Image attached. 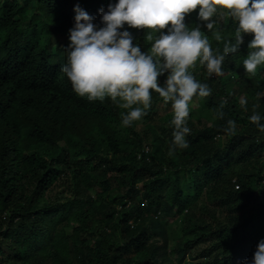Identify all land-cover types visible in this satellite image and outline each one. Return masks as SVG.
<instances>
[{
	"label": "trees",
	"instance_id": "obj_1",
	"mask_svg": "<svg viewBox=\"0 0 264 264\" xmlns=\"http://www.w3.org/2000/svg\"><path fill=\"white\" fill-rule=\"evenodd\" d=\"M109 2L0 0V264L250 261L264 237V133L248 120L264 115V65L254 75L241 67L251 34L225 55L222 75L199 60L189 69L211 94L193 97L189 146L169 155L170 103L150 90L146 115L121 126L126 110L77 95L60 71L74 5L99 25ZM217 7L214 28L201 31L223 54L236 25ZM184 22L200 23L195 10ZM128 30L150 51L151 30ZM228 119L234 135L223 132Z\"/></svg>",
	"mask_w": 264,
	"mask_h": 264
},
{
	"label": "clouds",
	"instance_id": "obj_2",
	"mask_svg": "<svg viewBox=\"0 0 264 264\" xmlns=\"http://www.w3.org/2000/svg\"><path fill=\"white\" fill-rule=\"evenodd\" d=\"M217 6L227 9L236 25L234 43H225L223 54L214 53L201 31V27L214 28ZM194 10L200 23L189 29L185 16ZM73 11L74 24L67 32L65 63L60 68L72 90L89 102L109 98L126 110L120 113L125 127L146 115L152 102L150 90L157 93L165 104L170 103L172 111L169 155L189 146L187 121L193 97L211 94L208 85L198 82L189 71L197 60L209 75L220 76L225 55L239 51L244 35L251 34L241 67L254 75L264 65V0H110L106 10L97 9L99 25L78 5ZM129 28L151 30L147 35L152 41L150 51H141ZM213 37L221 40L220 32L214 31ZM160 76H164L163 83L158 82ZM256 96L264 98V92ZM246 102L239 100L242 106ZM225 103L221 101V109ZM223 116V111L216 113L217 118ZM248 120L264 133V115L253 112ZM236 131V122L228 119L223 132L234 135ZM242 264H264V237L257 241L251 260L245 257Z\"/></svg>",
	"mask_w": 264,
	"mask_h": 264
},
{
	"label": "rangeland",
	"instance_id": "obj_3",
	"mask_svg": "<svg viewBox=\"0 0 264 264\" xmlns=\"http://www.w3.org/2000/svg\"><path fill=\"white\" fill-rule=\"evenodd\" d=\"M248 35H250V34H248ZM55 43H56V41H53V45H51V46H49V47H54V46H56V45L58 44V43H56V44H55ZM58 46H61V44L59 43ZM237 97H238V96H237ZM238 98H239V97H238ZM190 106L199 109V108H200V103H199L197 100H193V101H191ZM202 122H203L204 124H207V122L205 121V119H202ZM172 220H173V218H170L168 222H172ZM203 247H204V246H200L198 249L200 250V249H202Z\"/></svg>",
	"mask_w": 264,
	"mask_h": 264
},
{
	"label": "built area",
	"instance_id": "obj_4",
	"mask_svg": "<svg viewBox=\"0 0 264 264\" xmlns=\"http://www.w3.org/2000/svg\"><path fill=\"white\" fill-rule=\"evenodd\" d=\"M145 152L147 151V150H144Z\"/></svg>",
	"mask_w": 264,
	"mask_h": 264
}]
</instances>
